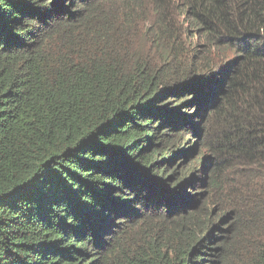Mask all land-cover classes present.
Here are the masks:
<instances>
[{"label": "trees", "instance_id": "obj_1", "mask_svg": "<svg viewBox=\"0 0 264 264\" xmlns=\"http://www.w3.org/2000/svg\"><path fill=\"white\" fill-rule=\"evenodd\" d=\"M0 264H264V0H0Z\"/></svg>", "mask_w": 264, "mask_h": 264}, {"label": "rangeland", "instance_id": "obj_2", "mask_svg": "<svg viewBox=\"0 0 264 264\" xmlns=\"http://www.w3.org/2000/svg\"><path fill=\"white\" fill-rule=\"evenodd\" d=\"M175 1V0H174Z\"/></svg>", "mask_w": 264, "mask_h": 264}]
</instances>
